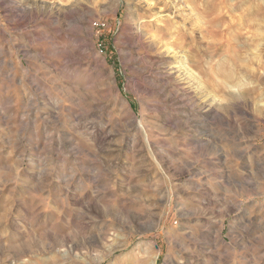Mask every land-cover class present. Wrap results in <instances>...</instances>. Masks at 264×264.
<instances>
[{
    "label": "rangeland",
    "instance_id": "rangeland-1",
    "mask_svg": "<svg viewBox=\"0 0 264 264\" xmlns=\"http://www.w3.org/2000/svg\"><path fill=\"white\" fill-rule=\"evenodd\" d=\"M0 264H264V0H0Z\"/></svg>",
    "mask_w": 264,
    "mask_h": 264
},
{
    "label": "bare ground",
    "instance_id": "bare-ground-1",
    "mask_svg": "<svg viewBox=\"0 0 264 264\" xmlns=\"http://www.w3.org/2000/svg\"><path fill=\"white\" fill-rule=\"evenodd\" d=\"M199 83V82H198ZM201 84V83H200Z\"/></svg>",
    "mask_w": 264,
    "mask_h": 264
}]
</instances>
